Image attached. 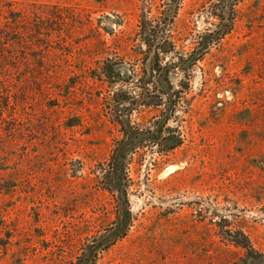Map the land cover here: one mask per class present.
Masks as SVG:
<instances>
[{
	"label": "rangeland",
	"instance_id": "374dc122",
	"mask_svg": "<svg viewBox=\"0 0 264 264\" xmlns=\"http://www.w3.org/2000/svg\"><path fill=\"white\" fill-rule=\"evenodd\" d=\"M209 2L0 0V264H74L96 232L125 230V205L102 181L115 133L104 97L123 95L122 110L140 89L91 76L107 57L126 80L173 62L170 42L189 48L212 21ZM236 9L190 73L182 145L163 159L148 147L141 165L134 156L129 228L87 264H264V0ZM144 21L166 41L148 48Z\"/></svg>",
	"mask_w": 264,
	"mask_h": 264
},
{
	"label": "trees",
	"instance_id": "16d2710c",
	"mask_svg": "<svg viewBox=\"0 0 264 264\" xmlns=\"http://www.w3.org/2000/svg\"><path fill=\"white\" fill-rule=\"evenodd\" d=\"M241 1L210 0L209 14L212 21L207 22L208 26L192 35L188 43L189 48L187 50L180 49V47L177 48L176 41L170 42L174 49L172 50L175 57L173 62L168 63L166 61L163 66H157V69H152L151 73L147 75L127 76L128 79L126 80L124 75L119 72L120 70L113 66L111 59L107 57L102 63V77L91 76L92 79L103 81L109 86L120 85L121 89L126 83H133L136 88L140 89L138 95L140 100L128 102L127 107L121 110L126 99L123 95L114 91L112 95L109 94L104 97L105 101L107 99L109 107L114 109L108 121L115 133L113 134L111 149L103 165L105 176L102 181L108 187L106 189L111 191L112 196L121 199L125 205L123 217H120L123 218L125 230L119 232L118 221H116L112 222L109 228L98 231L86 239L81 244L79 256H77V262H83L80 264H87L90 259L96 258L97 254L105 250L111 241L120 239L125 235L126 229L129 228L131 212L128 198L129 189L133 183L130 175V165L133 160L137 158V165H141L143 162L141 159L148 147H157L156 152L159 159H163L182 145L184 134L179 126L180 118H177L179 117L177 108L187 102L190 73L193 67L203 59L205 51L209 49L211 44L222 39L233 30L238 18L236 6ZM152 29V24L146 21L141 22L137 28L140 37L145 39L144 43L148 48L154 46L153 41L156 39L166 41L168 36L165 27H162L156 34ZM156 52L165 54L167 49L165 47L157 49L156 47ZM158 53L156 54L157 59ZM153 72L157 73V76ZM168 73H181L185 80L180 82L179 87L176 88L169 83V79L165 78L164 82L163 78L167 77ZM150 89L153 91L154 97L152 99H148ZM164 94L169 100V106L159 109L158 104L163 102L162 96ZM141 105L148 113L153 112V114L142 116L141 110H139ZM133 111H136L140 116L133 117ZM170 121L176 123L170 125ZM119 216L120 214L115 212L116 220L119 219ZM238 247L245 249V246ZM243 264L247 263L243 262Z\"/></svg>",
	"mask_w": 264,
	"mask_h": 264
}]
</instances>
